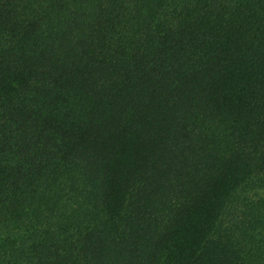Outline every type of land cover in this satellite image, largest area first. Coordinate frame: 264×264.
<instances>
[{"label": "trees", "instance_id": "trees-1", "mask_svg": "<svg viewBox=\"0 0 264 264\" xmlns=\"http://www.w3.org/2000/svg\"><path fill=\"white\" fill-rule=\"evenodd\" d=\"M0 264H264V0H0Z\"/></svg>", "mask_w": 264, "mask_h": 264}]
</instances>
